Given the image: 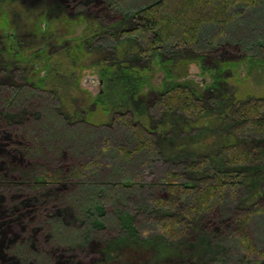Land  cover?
<instances>
[{"label": "rangeland", "instance_id": "rangeland-1", "mask_svg": "<svg viewBox=\"0 0 264 264\" xmlns=\"http://www.w3.org/2000/svg\"><path fill=\"white\" fill-rule=\"evenodd\" d=\"M82 1L0 0V132L27 127L50 152L58 147L73 161L102 164L98 173L89 168L83 179L54 190L63 202L73 201L76 209L61 215L65 207H54L49 217L34 221L42 228L39 252L20 242L7 253L23 264L32 259L36 264H258L238 256L226 221L234 206L243 209L264 202V164L231 167L244 170L248 178L239 181L236 203L223 205L217 225L202 224L191 228L187 237L171 239L154 231L141 233L140 221L160 211L146 202L163 191L158 172L181 169L187 161L214 154L229 133L225 113L233 100L264 96V7L228 24L218 36L221 54L205 53L200 41L195 47L164 44L143 56V34L124 31L137 26L133 13L154 0H128L117 5L112 16L96 9V0ZM241 10L237 5L235 11ZM216 31L211 27L203 35L208 39ZM79 43L84 45L69 61V47ZM199 54H204L203 67ZM106 65L146 68L149 79L138 85L135 98L123 86L107 95L106 83L98 84ZM184 81L204 97L201 120L146 109L165 82ZM121 113L147 125L158 150L154 166L143 169L138 184L131 182L134 172L141 171L137 161L116 159L111 149L131 141L114 121ZM10 142L3 145L7 152ZM108 143L110 149L105 147ZM186 177L196 180L189 173ZM127 182L133 186H125ZM137 192L146 197L140 200ZM249 228L257 244L264 245V216ZM56 254L58 260L53 259Z\"/></svg>", "mask_w": 264, "mask_h": 264}, {"label": "trees", "instance_id": "trees-1", "mask_svg": "<svg viewBox=\"0 0 264 264\" xmlns=\"http://www.w3.org/2000/svg\"><path fill=\"white\" fill-rule=\"evenodd\" d=\"M127 2L128 0H96L99 4L96 9L103 15L112 16L118 10L117 5L123 6ZM237 5L242 9L239 12L235 11ZM255 7H264V0H154L133 13L137 26L124 33L136 34L137 31L143 34L145 50L139 51L143 56H148L150 51L164 44L172 47H195L200 41L204 44L201 47L205 48V53L216 51L221 54L222 44L218 42V36L236 16L240 17ZM211 27H216L217 31L207 39L203 34ZM83 45L79 43L69 47V61L78 55ZM203 56L204 54L198 55L202 67ZM100 70L101 84L106 83L107 95L116 87L123 86L128 95L134 98L138 92L136 88L149 79L150 73L146 68L122 65L116 68L106 65ZM218 78L217 75L214 76L215 82ZM165 84V88L156 93L147 105L148 111L151 109L160 114L178 113L196 121L205 116L204 97L190 83L184 81ZM37 88L42 89L39 84ZM98 102L101 100L98 99ZM104 110L108 111V106ZM225 119L230 130L223 135V142L214 154L187 161L181 169L168 167L158 172L163 191L160 188L161 194L146 202L158 208L162 216H157L158 212L149 214L147 220L141 219V233L154 231L171 239L180 235L187 237L192 233L193 227L197 228L202 224L217 225L214 221L219 220L225 202L232 205L236 203L242 187L239 181L248 177L244 170L233 171L231 167L264 164V96L234 99L227 108ZM114 121L119 129L129 135L131 141L117 144L111 148L112 152L116 159L133 163L137 161V169L141 171L134 172L131 182L138 184L139 178L143 177V169L153 167L154 159L158 156L154 135L141 120L134 121L124 113L115 117ZM0 134V264H23L15 261L6 249L9 250L12 244L27 242L28 246L31 245L30 248L39 252L42 243L38 240V233L42 228L36 226L34 221L45 219L54 207H65L61 215L66 211L71 215V209H76L73 201L63 202V198L57 197L54 190L83 179L89 168L98 173L102 164L92 159L86 164L73 161L66 155L67 150L58 147L50 152L38 137L28 132L27 127L18 125L12 130L6 128ZM7 141H11V152L3 148ZM109 144L105 146L108 149ZM102 148L103 146L97 147L99 152ZM186 173L196 177V180L188 181ZM131 182H127L129 184L125 186H133ZM7 196H10V200ZM137 197L141 200L146 196L137 192ZM229 214L226 221L228 238L230 237L236 251H239L238 256L243 255L250 263L264 264V245L260 247L257 244L258 241L249 228L253 227L254 219L264 216V202H253L243 209L234 206ZM44 237L47 243L49 235L45 234ZM103 253L107 256V251ZM58 257L56 254L53 259L58 260ZM28 261V264H36L33 259Z\"/></svg>", "mask_w": 264, "mask_h": 264}, {"label": "water", "instance_id": "water-1", "mask_svg": "<svg viewBox=\"0 0 264 264\" xmlns=\"http://www.w3.org/2000/svg\"><path fill=\"white\" fill-rule=\"evenodd\" d=\"M98 84H101V80H98Z\"/></svg>", "mask_w": 264, "mask_h": 264}]
</instances>
